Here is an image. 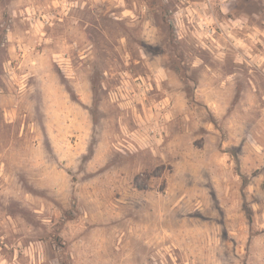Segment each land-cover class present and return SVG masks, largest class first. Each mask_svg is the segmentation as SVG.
<instances>
[{"label": "rangeland", "instance_id": "1", "mask_svg": "<svg viewBox=\"0 0 264 264\" xmlns=\"http://www.w3.org/2000/svg\"><path fill=\"white\" fill-rule=\"evenodd\" d=\"M0 264H264V0H0Z\"/></svg>", "mask_w": 264, "mask_h": 264}]
</instances>
